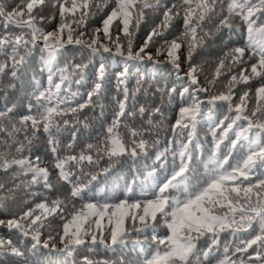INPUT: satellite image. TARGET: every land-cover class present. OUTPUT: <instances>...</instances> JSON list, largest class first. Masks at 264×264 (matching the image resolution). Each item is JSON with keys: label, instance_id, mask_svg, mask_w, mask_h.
<instances>
[{"label": "snow or ice", "instance_id": "obj_1", "mask_svg": "<svg viewBox=\"0 0 264 264\" xmlns=\"http://www.w3.org/2000/svg\"><path fill=\"white\" fill-rule=\"evenodd\" d=\"M45 3L46 0H20L15 7L9 8L7 0H0V22L5 29V34L0 35V57H5L4 62H0V76L8 75L10 69L11 77L17 78L26 57L40 47L42 41L41 71L47 70L49 85L39 95L33 94L35 104L29 100L28 111L35 108L34 114L17 120L14 106L0 111V170L6 173L12 166H19L25 174H31L29 187L38 184L41 178L45 186L51 187L48 170L38 167L39 157L33 161L13 154L23 153L26 143L30 146L32 139L42 130L56 156L54 167L58 177L70 184L71 189L65 200L38 203L19 216L13 215L6 221L0 219V225L6 224L9 230L16 229L26 237L31 236L33 247L43 243V247L50 251L70 253L79 247L91 251L98 243L107 247L109 239L112 245L122 243L130 232L143 233L147 239V230L152 229L150 239L156 250L145 256L142 264H213V261L215 264H264V0H172L171 6L162 0H57L53 7L58 8L60 21L53 31H45L39 26L46 17L39 15L37 19L36 10L43 8ZM153 7L163 9L162 18L147 33L143 44L134 48V29H139L145 10ZM98 13H104L102 28H96L93 35L85 39L87 20ZM181 16L183 31L168 40L166 32ZM213 17L218 20L214 33L226 29L231 34L243 29L245 42L244 46L234 47L218 58L213 75L207 81L209 87L199 85L197 73L200 69L196 65L190 63L187 72H183V77L191 81L192 87L179 92L188 102L179 108L172 125L174 136L187 132V142L180 141L179 150L173 151V159L178 155L179 164H173L170 175L162 183L157 180L158 191H154L150 198L133 199L126 192L123 199L101 202L95 196H89V185L97 175L91 174L89 179V174L84 172L86 164L98 165L104 156L111 159L123 154L135 160L147 153L149 143L144 139L145 131L129 128L130 139H125L120 131L123 119L135 116L126 110V104L129 96L141 90L142 80L137 81L138 87L133 92L125 86L124 99L117 100L112 122L104 128L96 145H87L79 155L60 157L53 133L60 131L61 125L66 130L71 118L94 105V98L101 96L106 69L104 63L99 64L96 81L88 91L87 99L73 106L72 99L62 95V91H68L63 86L72 82L79 84L81 81L73 78L77 75L83 77L88 65L83 61L77 63L73 56L59 66L57 58L62 54L61 50L67 45H76L82 50L81 58L85 53L122 57L125 67L116 74L118 88L126 84L129 74L127 62L148 60L156 66L160 63L156 57L165 54L166 62L174 67L177 80H182L179 52L186 47L187 59L191 61L193 53L203 45L204 38L214 35L211 31H204L205 23ZM236 18H239V25ZM53 20L55 16L49 23ZM113 26L127 40L126 50L119 35L113 39ZM9 27L19 29V32L8 33ZM101 31L103 40L108 43L98 35ZM158 39L164 43L157 48L154 57L147 49ZM237 65L241 67L235 73L233 69ZM222 76L229 77L225 90L201 99L200 93L212 92V87ZM252 80L259 81V84L255 88L256 105L249 112L251 91H244L239 95V102H235L233 89L238 84L249 85ZM156 91L161 96L172 97L177 88L165 85ZM71 95L74 98L78 94ZM217 102H226L229 113L218 122L213 111ZM138 111L141 117L147 113L149 123L156 115H163L160 106L152 107L151 111L141 106ZM204 120L213 125V144L205 172L197 176L190 164V145L197 125ZM21 133L23 140L19 139ZM72 136L75 140L76 133L73 132ZM66 147L70 150L73 145L70 143ZM167 151L157 152L152 164L146 165L133 177V182L140 177L145 181L156 180L157 166L162 165ZM69 165L78 166L80 175ZM126 187L133 191L131 185L126 184ZM18 188L19 185L9 187L0 181V209L6 207L7 200L15 199L14 192ZM67 203L72 207L66 216ZM49 216H59L62 221L61 231L57 232L62 248L56 247L55 238L51 235L48 240H41L40 229ZM161 221L166 227L163 235L155 231ZM222 235L232 237L234 247L225 245L220 256ZM201 240L205 241L206 247L200 246ZM5 248H9L13 255H23L11 240L0 238V250ZM82 261L83 264H100L88 256H84ZM119 264H125V261L121 259Z\"/></svg>", "mask_w": 264, "mask_h": 264}, {"label": "trees", "instance_id": "obj_2", "mask_svg": "<svg viewBox=\"0 0 264 264\" xmlns=\"http://www.w3.org/2000/svg\"><path fill=\"white\" fill-rule=\"evenodd\" d=\"M56 2L57 0H46L43 8L36 10L38 13L37 19H39V15L46 17L45 21L39 25L45 31H53L60 21L58 8L53 7ZM19 3L20 0H7L9 8L15 7ZM162 3H167L168 6H171L172 0H162ZM162 11V8L157 9L155 7L145 10L144 20L140 24L139 29H134V48L141 46L147 33L160 22ZM53 16H55V20L49 23V20ZM103 16L104 13H98L95 17L88 18L85 39L90 38L96 28H102ZM217 22V18L213 17L210 22L205 23L204 31L214 33ZM235 22L239 25V18H236ZM7 31L8 33H18L19 29L9 27ZM182 31L183 19L181 16L173 21V27L165 35L168 40H171ZM111 33L113 39L117 35L121 37V43L126 50L127 40L124 38L123 33L119 32L116 26H113ZM4 34L5 29L3 23L0 22V35ZM245 34L243 29L231 34L225 29L220 33H214L211 37L206 36L203 45L193 53L191 61L187 59V48L185 47L179 52L180 67L183 70L180 75L183 77V72H187L190 63L194 64L200 69L197 73L199 85L209 87L207 81L213 75L218 58L224 52L234 47L244 46ZM98 35L103 40V32L101 31ZM103 42L108 43L107 40H103ZM163 43V40L158 39L149 46L147 51L155 57L157 48L161 47ZM42 45L43 42L41 41L40 47H37L31 55L26 57L25 63L18 71L17 78L13 79L11 77L10 69L8 75L0 76V111L14 106L15 118L17 120L21 116L35 113V108H33L32 112L28 111L29 100H32L33 104H35L33 94L39 95L40 92H44L49 87L48 72L47 70L41 71ZM81 51L79 46L67 45L65 49L61 50L62 54L57 58L59 66H63L66 60L71 59L73 56H75L77 63L83 61L88 65L83 73V77L77 75L73 78L74 80L79 79L81 82L79 84L75 82L65 84L63 88L68 89V91H62V95L72 99L73 106L77 103H83L87 99L88 91L91 90L96 81V70L100 63L106 65L103 89L101 96L94 98L95 103L93 106L78 113L77 117L71 118V123L66 130L61 125V130L53 133L57 141L59 156L64 157L69 154L79 155L87 145H96L103 135L104 128L112 122L117 111V100L124 99L123 91L125 86L129 92H133L138 87L137 81L142 80L141 90L136 92L134 96H129L126 104V110L135 113V116L125 117L120 131L125 139L131 138L128 135L129 128L135 127L138 130L145 131L146 135L144 139L149 143L147 153L142 154L135 160L127 154L115 156L111 159L108 156H104L98 165L86 164L84 172L89 174V179L91 174L97 175L96 180L92 181L89 185L91 191L88 195L95 196L98 201L123 199L126 192L133 199L150 198L154 191H158L157 180L162 183L164 178L170 175L173 164H179V156L177 155L174 160L173 151L179 150L180 141L187 142V132H184L182 136L179 133L174 136L172 125L175 123L179 108L188 102L187 98H182L179 95V92L185 87H192L191 81L187 77L177 80L174 67L172 64L166 62L165 54L156 57L160 61L156 66H154L152 61L148 60L127 62L129 74L126 84L120 85L118 88L116 74L125 67L123 58L108 53L97 54L95 56L85 53L83 58H81ZM113 52H115L114 46ZM4 60L5 57H0V62H4ZM240 67V65H237L233 71L238 73ZM228 78V76H222L215 86L212 87V92L200 93V98L205 99L206 96H210L213 93L224 91ZM58 79L59 76L57 74L56 80L58 81ZM258 84L259 81L257 80L250 81L249 85L238 84L233 89L236 93L233 100L239 102V95L244 91L250 90L252 94V99L248 103V110L250 112L256 105L255 88ZM11 85H15V87H11ZM165 85L169 88L175 86L177 92L172 97L168 95L161 96L156 89ZM144 90H147V92ZM72 93H77L78 95L73 98ZM141 106L148 109V111H151V108L154 106H160L163 115H156L152 118L151 123H149L147 113L143 117L139 114L138 110ZM213 111L217 122L229 114L226 102H217V106ZM212 127L213 125L209 121H201L196 127L193 143L190 145V164L191 168L196 170L197 176L205 172V164L211 156L213 144ZM73 132L76 133L75 140H73ZM19 139H24L23 133L20 134ZM70 143L73 145V148L69 150L66 146ZM165 149H168V151L162 165L157 166L158 177L156 180L149 179L145 181L140 177L133 182V177L142 172L146 165L150 166L152 164L157 152H164ZM13 154L17 158L27 157L33 161H36V158L39 157L38 167L48 170V184L51 187L45 186L43 178L40 179L38 184L29 187L28 181L31 180V174H25L19 166H12L6 173L0 170V181L9 187L19 185V188L14 192L15 199L7 200L6 207L0 209V219L6 221L12 218L13 215L19 216L23 211L41 202L51 204L56 199L65 200L71 189V185L59 179L58 172L54 167L56 156L48 144L47 135L42 130L36 138L32 139L30 146L26 143L23 153ZM236 158H239V154ZM234 162L235 160H233ZM69 167L77 175H80L78 166L69 165ZM85 182L87 183V180ZM126 184L131 185L133 191H130L126 187ZM71 207V203H67L65 207L66 216L71 211ZM61 225L62 221L59 216H49L47 221H45V226L40 229L42 242L48 240L51 235L55 238L56 247L62 248L63 245L60 243L59 236L57 235V232L61 231ZM152 231V229L147 230V239L143 233L137 235L135 232H130L122 243L116 245H112L109 239L106 241L107 247L98 243L91 251L86 247H79L73 252L65 253L50 251L49 248L43 247V243L33 247L34 241L31 239V236L26 237L16 229L9 230L6 224L0 225V238L5 241L11 240L13 246L23 253L21 256H16L11 253L9 248L0 250V264H83L82 258L84 256H88L94 262H100V264H119L121 259L125 261V264H142L143 258L150 256L156 250V245L150 239ZM155 231L160 235L165 234L166 227L162 221L156 225ZM232 240L233 238L230 236H221L219 241L220 256L223 255L225 245L234 247ZM200 246L206 247L205 241L201 240ZM219 258L218 256L217 259ZM213 264H215V261H213Z\"/></svg>", "mask_w": 264, "mask_h": 264}]
</instances>
